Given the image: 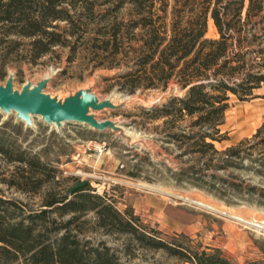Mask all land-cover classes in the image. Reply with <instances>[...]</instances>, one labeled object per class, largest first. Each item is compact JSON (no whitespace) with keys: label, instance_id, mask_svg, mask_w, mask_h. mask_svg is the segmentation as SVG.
<instances>
[{"label":"trees","instance_id":"trees-1","mask_svg":"<svg viewBox=\"0 0 264 264\" xmlns=\"http://www.w3.org/2000/svg\"><path fill=\"white\" fill-rule=\"evenodd\" d=\"M81 6L94 14L95 0H0V45L17 44L12 36L28 37L27 50L35 59L54 45H64L57 20L69 24V34L81 31L77 38L82 39L87 24L80 14L74 17ZM113 8H127V18H107L95 29L98 42L93 45L116 61L111 68L123 69L114 76L121 88L130 93L167 90L172 82L185 90L163 103L142 107L146 120H161L163 134L184 147L180 155L189 157L177 178L213 189L218 180L221 195L253 197L258 191L255 185L244 186L238 174L231 172L229 178L217 171L250 169L264 177V122L250 136L223 149L215 142L228 139L222 125L230 94L244 100L264 83V0H115ZM209 19L217 37L206 35ZM0 154L29 170L40 169L39 161L25 156L3 136ZM245 159L249 165L243 164ZM43 206L23 214L17 202L2 200L0 264H120L108 246L80 238V220L89 212L100 227L129 234L140 246L163 249L191 264H233L220 249L193 245L187 236V242L165 240L157 230L147 231L130 209L120 211L114 200L94 191L88 181L58 195L48 193ZM245 264H264V260Z\"/></svg>","mask_w":264,"mask_h":264},{"label":"rangeland","instance_id":"rangeland-1","mask_svg":"<svg viewBox=\"0 0 264 264\" xmlns=\"http://www.w3.org/2000/svg\"><path fill=\"white\" fill-rule=\"evenodd\" d=\"M114 5L115 0H95L92 15L85 7H77L74 17L80 14L87 24L82 39L77 38L81 31L68 33L65 20L55 21L64 45H54L35 59L27 50L28 37L12 36L17 44L0 45V64H5L0 66V74L5 72L0 86L11 78L12 91L20 93L26 84L30 88L40 83L42 91L61 104L68 99L81 101L87 95L92 98L89 115L104 124L101 129L75 120L53 124L38 114L27 124L14 110L0 109V136L40 162L39 170H29L0 154V203L13 200L28 214L44 207L48 193L58 195L77 182L88 181L94 191L114 200L120 211L130 209L147 231L157 230L165 240L187 242V236L193 245L220 249L233 264L264 260V201L258 194L264 191V177L250 169L217 171L229 178L231 172L238 174L244 186L255 185L258 191L251 198L221 195L218 180L213 189L177 178L189 157L180 155L184 147H177L163 134L161 120H146L142 107L163 103L185 90L172 82L167 90L130 93L121 88L114 76L123 69L111 68L116 61L93 45L98 42L95 29L107 18H127V8L117 10ZM206 35H218L211 19ZM252 96L240 100L230 94L222 125L228 139L215 142L217 148L250 136L264 122V83ZM243 164L250 162L245 159ZM80 226L82 240L108 246L120 264H191L163 249L140 246L129 234L100 227L93 212L82 216Z\"/></svg>","mask_w":264,"mask_h":264},{"label":"water","instance_id":"water-1","mask_svg":"<svg viewBox=\"0 0 264 264\" xmlns=\"http://www.w3.org/2000/svg\"><path fill=\"white\" fill-rule=\"evenodd\" d=\"M41 87L40 83L31 88L26 84L20 93L13 92L12 80L8 78L5 85L0 86V109L6 112L14 110L27 124L31 122V114H38L45 121L56 124L75 120L100 129L104 127L103 122L97 121L93 115L88 114V108L92 105L91 97L86 95L81 101L68 99L61 104L44 93Z\"/></svg>","mask_w":264,"mask_h":264},{"label":"bare ground","instance_id":"bare-ground-1","mask_svg":"<svg viewBox=\"0 0 264 264\" xmlns=\"http://www.w3.org/2000/svg\"><path fill=\"white\" fill-rule=\"evenodd\" d=\"M34 85H35V84H32V85L30 86V88L33 87ZM88 114H89V113H88ZM32 115H33V114H31V116H32ZM96 120L99 121L97 118H96ZM51 123L56 124V123H54V122H51ZM149 187H150V186H149ZM153 189H154V188H153ZM202 204H203V203H202ZM204 205H205V204H204Z\"/></svg>","mask_w":264,"mask_h":264}]
</instances>
